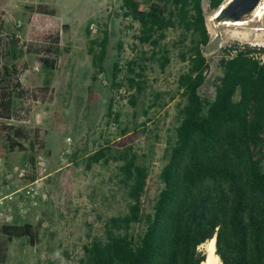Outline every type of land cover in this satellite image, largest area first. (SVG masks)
I'll return each mask as SVG.
<instances>
[{
	"label": "trees",
	"instance_id": "1",
	"mask_svg": "<svg viewBox=\"0 0 264 264\" xmlns=\"http://www.w3.org/2000/svg\"><path fill=\"white\" fill-rule=\"evenodd\" d=\"M224 1L209 0V7L216 11ZM203 2L122 0L117 16L136 25V54L122 62L123 42L119 41L106 114L120 122L121 113L115 108L119 95L130 102L133 118L121 128L120 136L125 139L119 142L120 147L102 145L84 161L89 167L101 161L115 163L124 207L116 214L98 215L101 230L86 234L79 264H203L208 252L202 246L212 238H216V254L222 264H264V61L260 58L264 46L225 45L219 61L223 73L213 80L215 94L203 95L200 88L210 71L204 47L211 39ZM36 10L39 19L26 49L10 33L4 51L0 34V140H5L0 143V158L15 150L26 151V140L32 149L36 143L45 146L38 139V129L32 139L25 126L13 123L29 113L28 100L53 98L51 75L62 53L61 27L67 25L59 24L55 9L47 4H39ZM90 23L86 27L87 52L94 70L92 79L97 80L107 72L110 31L106 22L93 36ZM169 30L178 32L170 44L166 41ZM172 48L186 63L175 91L149 90V68L158 65L165 71L172 61ZM25 53L37 54L46 72L43 84L33 89L20 79L28 69L21 60ZM177 98L178 124L162 155V186L152 197L149 157H154L160 135L149 124L157 109ZM140 112L143 119H139ZM61 118L58 110L56 125L61 124ZM148 131L154 141L149 142V153H140L135 140ZM30 156L32 167L21 177L23 185L45 174L34 155ZM68 179L66 174L63 184L67 190ZM38 226L16 219L1 224L0 263L7 259L15 238L26 237L35 245Z\"/></svg>",
	"mask_w": 264,
	"mask_h": 264
},
{
	"label": "rangeland",
	"instance_id": "2",
	"mask_svg": "<svg viewBox=\"0 0 264 264\" xmlns=\"http://www.w3.org/2000/svg\"><path fill=\"white\" fill-rule=\"evenodd\" d=\"M41 3L54 8V18L60 25H67L61 27L62 53L58 67L51 75L53 98L28 100L25 105L30 108L29 113L21 121L13 120V123L25 126L32 139L35 129H38V139L44 141L45 146L41 148L36 143L32 149L30 140H26V151L15 150L9 152L6 158H0L2 191L9 195L0 209L12 214L10 222L16 219L19 223L39 224V239L35 245H31L26 237L15 238L10 244L7 259L0 264H79L81 245L86 234L101 230L102 222L98 215L116 214L124 207L122 192L115 176V163L101 161L89 167L84 159L88 153L102 145L120 147L119 142L125 139L120 136L121 128L133 118V107L128 99H122L119 95L116 97L115 108L121 113L119 123L106 113L112 95L109 83L113 63L118 58V43L123 42L122 62L134 56L136 25L133 27L130 20L117 16V13H121L122 0H0V34L3 37L4 51L10 33L19 38L18 44L23 49L33 41L31 32L35 21L39 19L36 8ZM203 3L211 35L210 42L204 47L210 71L200 92L213 97V80L223 73L219 63L223 47L234 42L264 46V29H256L264 28V16L258 19L256 15L249 13L242 17L253 19L249 24L225 25L217 18L212 19L217 10L210 9L209 0H204ZM106 22L110 31L107 72L93 80L94 70L91 56L87 52L86 27L89 23L90 28L93 25L91 33L95 36ZM177 37V31L169 30L166 41L170 44ZM176 53L177 50L172 48V61L165 71L158 65L149 68V90L175 91L176 79L186 66ZM21 60L28 64V69L20 75L23 85L29 89L42 85L46 72L41 69L37 54L25 53ZM178 100H172L166 107L157 109L149 124L150 129L155 128L160 135L154 157H149V193L152 197L162 186L159 179V172L164 164L162 155L169 136L174 133L178 124ZM58 110L62 113L60 125L55 124ZM144 117L140 112L139 119ZM151 136L152 132L148 131L136 138L135 145L140 153H149V142L154 141ZM4 142V139L0 140L1 144ZM32 154L36 165L42 166L45 174L39 180L36 203L21 214L20 202H28L20 189L23 186L21 178L16 174L8 178L3 170L13 169L16 165L25 170L31 169ZM66 174L70 183L69 190L63 184ZM4 222L6 221L0 219V225ZM202 247L205 248V245Z\"/></svg>",
	"mask_w": 264,
	"mask_h": 264
},
{
	"label": "built area",
	"instance_id": "3",
	"mask_svg": "<svg viewBox=\"0 0 264 264\" xmlns=\"http://www.w3.org/2000/svg\"><path fill=\"white\" fill-rule=\"evenodd\" d=\"M229 1L230 0H225L224 1L225 4L223 3L222 5L223 6L226 5ZM91 28H94L93 25H91ZM260 58L262 59V61H264V53L260 55ZM3 171H4V174L8 178H12L14 176V174H16L19 178H21L25 175V172H26V170L23 167L18 166V165H16L13 169L5 168ZM39 180H40V178L36 179L33 182L24 184L20 188L21 190H23L25 197H27V199H28V202L22 201L19 204L21 214L26 213L29 209V206L34 205L36 203V193H37L38 188H39ZM8 197H9V195L3 194L2 183L0 180V206L2 204H4V200ZM0 219L4 220L6 222H10L13 219V216H12V214L5 213L3 210L0 209Z\"/></svg>",
	"mask_w": 264,
	"mask_h": 264
},
{
	"label": "water",
	"instance_id": "4",
	"mask_svg": "<svg viewBox=\"0 0 264 264\" xmlns=\"http://www.w3.org/2000/svg\"><path fill=\"white\" fill-rule=\"evenodd\" d=\"M261 0H230L218 9L217 20H238L251 13ZM209 255L203 263H207Z\"/></svg>",
	"mask_w": 264,
	"mask_h": 264
},
{
	"label": "bare ground",
	"instance_id": "5",
	"mask_svg": "<svg viewBox=\"0 0 264 264\" xmlns=\"http://www.w3.org/2000/svg\"><path fill=\"white\" fill-rule=\"evenodd\" d=\"M251 13H252V15L253 14L256 15V17H258V19L263 18V16H264V0H261V2L256 6V8ZM217 14H218V10L215 12L212 19H216ZM249 18H250V16H249ZM252 20L245 17V18H241L238 20H231V19L230 20L229 19L228 20H222L221 23L225 24V25L242 26L245 24H249L250 21H252ZM256 29H264V28L258 27ZM204 245H205V248L208 252L209 260L207 263L205 262L203 264H222V261H221L219 255L216 254V238H212L211 240L207 241Z\"/></svg>",
	"mask_w": 264,
	"mask_h": 264
}]
</instances>
